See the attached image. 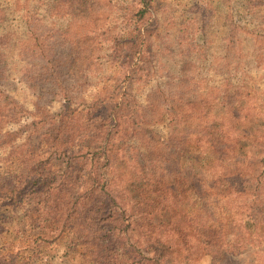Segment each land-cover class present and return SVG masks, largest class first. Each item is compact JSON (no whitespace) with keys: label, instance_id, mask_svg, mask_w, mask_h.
<instances>
[{"label":"rangeland","instance_id":"1","mask_svg":"<svg viewBox=\"0 0 264 264\" xmlns=\"http://www.w3.org/2000/svg\"><path fill=\"white\" fill-rule=\"evenodd\" d=\"M212 148L264 181V0H0V182L27 187L0 205V264H156L154 236L159 264H208L177 231L202 221L193 162ZM96 188L112 210L79 216Z\"/></svg>","mask_w":264,"mask_h":264},{"label":"trees","instance_id":"2","mask_svg":"<svg viewBox=\"0 0 264 264\" xmlns=\"http://www.w3.org/2000/svg\"><path fill=\"white\" fill-rule=\"evenodd\" d=\"M143 12V10H140V15H143ZM130 44L134 46L135 42H131ZM181 142L182 146L179 151H182L186 143L185 136ZM214 147L216 148V146ZM208 154L210 157H208ZM208 154L203 153L201 156V159H208L204 165L201 163L200 158L194 160L193 166H199L202 170V174L200 175L202 181L201 184L190 186L191 190H194L203 200L201 207L202 221L198 223L199 225L194 230H191L189 235L181 228L178 229L177 235L182 240H192L191 243L195 245H192L193 247H196V257L198 259H207L208 264H220L227 254H239L249 246L260 247L264 243V197L256 194V189L264 187V181L263 178L256 175V172L253 170L254 165L246 158L233 157L234 166L236 167L235 175H233V171H230L228 174L224 173L223 168L219 165L217 160L221 157L218 150L216 151L212 148L211 153ZM212 160L216 162L217 168L205 169L204 167ZM191 166L185 167L187 171L185 172L186 177H189L191 173ZM246 167L249 170H244ZM161 170L165 169L162 168ZM99 183H101L100 186H98ZM35 184L38 185V183ZM44 184L42 181L37 191L36 187L34 191L37 194L42 193V186ZM59 184L56 186L51 183V186L46 190L47 194H66L64 196L71 197L72 194L70 192L73 190L74 184H63L62 182H59ZM92 185H95L100 191L109 194L110 188L106 185L105 181H95ZM97 188L92 193L95 192L100 196L94 200L90 198L87 203L81 204L83 210L82 212H77L79 216L82 215V217L88 218L92 213L98 215V212L105 208L109 212L112 210L108 202L110 197L107 196L105 198V194L99 192ZM26 190L27 187L20 184L16 188V195H14V192L8 186L6 187L4 182H0V205L3 202L8 203V205L20 203L22 198L27 194ZM58 201H61V199H58ZM74 202H72V206H76ZM96 206L97 211H94V207ZM113 220L116 224L121 222L119 219ZM182 224L186 227L191 226L189 222ZM131 225L132 228L128 231V239L131 238L134 230L140 229L138 221H132ZM124 234L126 235L127 232H124ZM100 239L94 238L93 245ZM154 240L153 252L156 257V264H159V261L162 262L164 259V256L161 255L162 246H166V244L162 241V237L158 238L154 236ZM187 244L191 245L190 242ZM175 247L187 248L183 242L177 244ZM102 248H104V244L96 246V249L99 251H97V254H93L95 258L101 257L98 254H103L107 250L102 251ZM192 256L186 253L181 257H186L188 260ZM256 258L258 260L257 264H264V249H258Z\"/></svg>","mask_w":264,"mask_h":264}]
</instances>
